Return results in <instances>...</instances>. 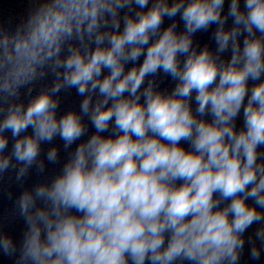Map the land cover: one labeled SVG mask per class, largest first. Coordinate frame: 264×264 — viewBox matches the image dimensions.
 Returning a JSON list of instances; mask_svg holds the SVG:
<instances>
[{
  "label": "clouds",
  "instance_id": "1",
  "mask_svg": "<svg viewBox=\"0 0 264 264\" xmlns=\"http://www.w3.org/2000/svg\"><path fill=\"white\" fill-rule=\"evenodd\" d=\"M36 2L0 26V181L60 170L15 200L26 227L19 243L0 228V254L240 264L247 248L261 261L264 0ZM210 26L214 50L194 40ZM70 89L79 111L58 114Z\"/></svg>",
  "mask_w": 264,
  "mask_h": 264
},
{
  "label": "water",
  "instance_id": "2",
  "mask_svg": "<svg viewBox=\"0 0 264 264\" xmlns=\"http://www.w3.org/2000/svg\"><path fill=\"white\" fill-rule=\"evenodd\" d=\"M227 2L225 3V12L227 11ZM36 0H0V26H3L6 29L9 30H15L17 25H19L22 21L26 20L30 12L37 7ZM177 21H179V17L176 18ZM169 21L166 20L165 26ZM215 26H210L209 30L207 32H199L195 34L194 40L199 43L200 47L202 48L205 45H208L210 49H215V43L212 40V32L214 30ZM183 24L180 22L179 29L182 30ZM225 58L227 57V54H225ZM142 59H140V63H142ZM131 64L126 65V69L130 68ZM51 83V77L47 81H43L39 84H37L36 89L33 92V95H35L44 84H50ZM174 87V82L171 81L170 78H164L163 82L161 84L162 89H166L168 91L171 90V88ZM61 98V105H60V111L58 114H63L66 111L69 110H76L79 111V104L82 101L83 97L79 96L75 89H70L66 91H62L60 94ZM22 99H24L25 103H27V100L29 97L22 96ZM237 126H242V121L239 120L237 122ZM31 131V130H29ZM90 131L92 129L90 128ZM53 144L60 145L62 148V141H60L58 138L54 140ZM52 145H43L44 150L46 151L48 147ZM187 148V145H183ZM11 147V142L9 144V148ZM63 152L61 151V156L63 157ZM60 170V166L56 165H49L48 171L44 175H37L34 171L33 173L28 177V179L25 181V183L21 186L19 184H16L14 181H9L7 179V176L0 181V189H2V192H0V228L7 234H9L17 243L22 238V234L25 230V223L21 217L14 214V202L19 197V195L25 190V189H31L36 183L42 182L45 179H50L52 175L58 173ZM11 191L12 193V199H9L7 196V192ZM257 226L254 225L252 228L248 230V233L246 235H250L254 233L255 228ZM259 244V242H257ZM15 257H7L0 254V264H15ZM240 264H264V257H262L261 261H251L248 258L247 255V248L245 250V254L242 257Z\"/></svg>",
  "mask_w": 264,
  "mask_h": 264
}]
</instances>
